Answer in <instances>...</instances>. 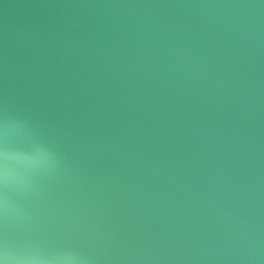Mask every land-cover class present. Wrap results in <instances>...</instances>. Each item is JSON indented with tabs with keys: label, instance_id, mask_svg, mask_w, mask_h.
Listing matches in <instances>:
<instances>
[{
	"label": "water",
	"instance_id": "1",
	"mask_svg": "<svg viewBox=\"0 0 264 264\" xmlns=\"http://www.w3.org/2000/svg\"><path fill=\"white\" fill-rule=\"evenodd\" d=\"M0 264H264V0H0Z\"/></svg>",
	"mask_w": 264,
	"mask_h": 264
}]
</instances>
